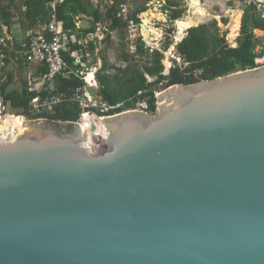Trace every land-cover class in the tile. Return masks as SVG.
Listing matches in <instances>:
<instances>
[{"label":"water","instance_id":"water-1","mask_svg":"<svg viewBox=\"0 0 264 264\" xmlns=\"http://www.w3.org/2000/svg\"><path fill=\"white\" fill-rule=\"evenodd\" d=\"M158 105L0 135V264H264V66Z\"/></svg>","mask_w":264,"mask_h":264},{"label":"trees","instance_id":"trees-1","mask_svg":"<svg viewBox=\"0 0 264 264\" xmlns=\"http://www.w3.org/2000/svg\"><path fill=\"white\" fill-rule=\"evenodd\" d=\"M76 0H65L58 8V18L63 27L69 33L77 31L71 15L76 9L73 3ZM153 0H144V4L136 6L132 11V17L140 22L138 15L148 9L147 3ZM162 9L167 13L171 21L179 20L185 13V8L179 0H164ZM242 3L245 0H240ZM119 0H113V5L107 13L111 23L109 30L116 31L119 44L122 48L120 53L121 60L125 63L124 67H118L103 59L101 67L95 73L99 92L103 100L111 106H116L110 114L121 113L126 110L136 109L139 103H145L144 108L150 114L156 111L157 98L156 92L161 91L173 84H191L202 80H209L224 76L240 70L256 68L260 66L256 59L264 54V38L255 37L253 29L258 28L264 31V19H260L254 12L252 6L243 5V16L241 20L240 34L236 39V46L229 45L226 39V32L220 34L218 21L214 18L210 22H204L196 26L190 22L187 25L186 36L177 44L180 51L181 62H174L170 67V73L164 75L165 57L163 52H149L146 43L139 36L135 42V52L130 53L126 40L125 23L115 16ZM7 7L2 9L5 23L8 20ZM149 13H145L143 22L148 21ZM25 17L33 26L37 23L48 22V12L42 0H29L26 2ZM95 17V24L98 21ZM226 24L228 19L221 18ZM191 26V27H190ZM95 25L86 31L94 32ZM105 39L112 42L110 33L107 32ZM169 43L172 40L169 38ZM257 45L262 46L261 52H256ZM94 48V43L91 44ZM75 44L72 49H77ZM168 47V46H167ZM165 47V49L167 48ZM67 63L72 66V58L68 53L65 54ZM163 62V64H162ZM41 71L47 72L46 66L41 67ZM8 83L1 86L0 91L5 98H10L16 105H23L28 108L29 102L35 96L42 99L53 94H60L63 99L54 104L52 110L45 113L51 122L67 121L76 122L80 119L81 108L75 99L76 94L83 87L84 81L75 75L70 78L55 76L47 82L45 89L41 91L30 90L27 79L21 80V86L11 94L5 95L4 91ZM86 115V114H85ZM72 126H69V129Z\"/></svg>","mask_w":264,"mask_h":264},{"label":"built area","instance_id":"built-area-1","mask_svg":"<svg viewBox=\"0 0 264 264\" xmlns=\"http://www.w3.org/2000/svg\"><path fill=\"white\" fill-rule=\"evenodd\" d=\"M28 0H13L15 3L25 4ZM45 8L48 12V22L45 23L43 33L28 35L21 41L20 47L17 48L7 33V24L0 20V87L4 78L1 77L4 68L7 66L8 58L14 55L15 58H24L28 62L41 63L47 68V72L42 75L45 80L50 81L55 76L70 78L72 75L80 77L84 81V85L76 94L75 99L81 108V116L77 123H81L85 114L92 117L101 118L113 116L110 114L116 106H111L102 96L95 98L86 90V85L95 86L99 89V85L95 76L96 68L88 69L83 60L84 53L81 49L72 50L71 36L63 27L61 20L58 18V8L65 0H43ZM245 5L252 6L255 14L264 19V0H245ZM115 16L125 23L126 40L128 42V50L130 53L135 52V42L142 33V24L135 21L132 17L130 0H119ZM1 19V17H0ZM255 37L264 38V31L258 28L253 29ZM142 37V36H141ZM143 40V38H142ZM145 42V41H144ZM262 46L257 45L256 52H261ZM68 53L72 58L73 65L67 63L65 54ZM261 57L256 59V63L260 65ZM89 75L92 78L89 79ZM30 90L33 88L29 87ZM63 99L60 94H53L45 99L35 96L29 102L25 112L18 113L10 111L6 103V98L0 91V135L8 132L29 127V120H44L48 118L45 113L52 110L54 104L59 103ZM146 104H138L137 108L144 109ZM49 121V120H48Z\"/></svg>","mask_w":264,"mask_h":264},{"label":"crops","instance_id":"crops-1","mask_svg":"<svg viewBox=\"0 0 264 264\" xmlns=\"http://www.w3.org/2000/svg\"><path fill=\"white\" fill-rule=\"evenodd\" d=\"M160 1L163 6L165 4V1L164 0H160ZM201 1L202 0H199L200 5H201ZM206 1H208L209 3L210 2L217 3L216 6L219 8L217 9L215 8V10L212 9V11L215 15L220 16L218 20L216 18L215 19L219 21L220 24H223V26H225V24L221 21V18L226 17L228 19L226 26H229L230 28V25L232 24L233 15L240 13V26H239V32H240L241 20L243 16V9H242L243 5L240 0H206ZM112 5H113V0H76L73 3V6L76 10L72 12L71 15L73 17V22L77 31H73L72 33H69L72 39L71 47L75 44L79 45L77 49H72V50L81 49L82 52L84 53L83 60L85 61L87 68L91 69L95 67L96 72L101 67L103 59L108 56L107 51H109L111 45L113 44L117 45L116 42H119L116 31L109 30L111 20L107 16V13L112 7ZM5 7L8 8L7 14H8V20L10 22V24L7 25L8 27L7 33L10 35L12 41L14 42L17 48L20 47L21 41L24 40L28 35L44 32L45 23L44 24L37 23L32 26L25 17L26 3L19 4L13 2V0H0V17H1L0 20L4 23H5V19L3 16L2 9H4ZM201 8L202 7L199 6L198 9L195 8V11L201 10ZM224 10L228 11V14H224L223 13ZM144 14L145 13L142 12L138 15V17L141 18V15ZM95 17H98L99 19L98 21L95 22V24H93L95 21ZM189 18L199 19L200 17L199 16L195 17L194 15L193 17H189ZM141 20L143 21L142 18ZM144 23L147 26H150L148 21ZM187 23L185 25L186 27H187ZM93 25H95L94 32H89L86 34V31L90 29ZM196 25H198V23L192 26H196ZM142 28H143V24H142ZM187 29L188 28L184 30L183 33L184 36H186ZM107 32L110 33L112 42L111 41L108 42L105 39ZM93 43H94V48L91 46V44ZM42 66L43 64L41 63H37V62L30 63L22 57L15 58L14 55H11L9 56L7 66L4 68L3 74L1 75V77L4 78V81H2L3 82L2 85L5 83L10 84L12 82H17L21 86V80L25 78L29 82V87L33 88L32 90L41 91L46 88L47 86L46 83L49 82L42 77L43 75V72L41 71Z\"/></svg>","mask_w":264,"mask_h":264},{"label":"rangeland","instance_id":"rangeland-1","mask_svg":"<svg viewBox=\"0 0 264 264\" xmlns=\"http://www.w3.org/2000/svg\"><path fill=\"white\" fill-rule=\"evenodd\" d=\"M182 3V7H184L185 13L182 16L181 19H186L188 17L187 20V25L190 22L193 23H200L201 22H210L212 19L216 18L218 20V18H220V16H217L213 13L212 9L215 10V8H219L217 7V3L216 2H208L206 0H202L201 1V5L199 0L196 1V4L193 5L192 4V0H180ZM190 3V5H189ZM208 3V4H207ZM242 3V2H241ZM144 4V0H130V6H131V10L133 11V9L138 6ZM242 5H244L242 3ZM148 9L146 10V12L144 13H149L150 15H148L149 18V25L151 28H154L156 30L157 33H153L151 32L152 30L148 29V37L146 38L143 35V28H142V33L141 36L143 38V40L145 41L147 48L149 47L152 50H149V52H153L154 49H157L156 51H159L160 53L163 52L165 59L169 58V62L166 64H162L164 65V70L166 68H170L174 62L180 63L181 62V56L174 54V50L173 47L175 46V44L177 43L176 40V30H177V21H171L168 19L167 13H165L162 9V3L160 0H153L151 2L147 3ZM194 8L191 9L190 8ZM202 7L201 10H197L195 11V8L198 9V7ZM224 14H228V11H223ZM195 15V17L199 16V19H192L189 17H193ZM141 18L144 19V16L141 15ZM140 18V20H141ZM142 24L144 23L142 20L140 21ZM153 26V27H152ZM218 26H222L223 29V33L226 32V39L229 42V45L231 46H236V39L240 32H239V26H240V13H237L236 15H233L232 18V24L229 26H223V24H220L218 21ZM187 28V27H186ZM185 28V29H186ZM236 36V37H235ZM169 38L172 40V42L169 43ZM234 41V43H233ZM117 45H111V48L109 49V51H107L108 56L106 57L108 59V61L118 67H124L125 63L121 60L120 57V53L122 51V48L119 44V42H116ZM168 46V47H167ZM165 47H167L165 49ZM172 49V51L170 52V50ZM170 52V54H167L166 52ZM168 56V57H167ZM261 60L262 62L260 63V66H264V54L261 56ZM160 93V91L156 92L155 96L157 98L158 94ZM158 101V100H157ZM143 104L144 103H140ZM158 105V102L156 103ZM156 105V106H157ZM136 109H140V108H136ZM144 110L145 109H141ZM86 117L85 115L83 116V118Z\"/></svg>","mask_w":264,"mask_h":264},{"label":"bare ground","instance_id":"bare-ground-1","mask_svg":"<svg viewBox=\"0 0 264 264\" xmlns=\"http://www.w3.org/2000/svg\"><path fill=\"white\" fill-rule=\"evenodd\" d=\"M196 1L197 0H192V4L193 5H195L196 4ZM187 20H188V18H186V19H179L178 21H177V30H176V40L177 41H179V40H181L182 39V37H183V33H184V30H185V28H186V22H187ZM153 27V26H152ZM148 29H150V30H152L151 32H154V33H157L156 32V30L154 29V28H151L150 26H147L145 23H143V35L147 38L148 37V35H147V33L149 32L148 31ZM233 43H234V41H233ZM150 50H152V49H150ZM172 51V49L170 50V52ZM170 52L168 51V52H166L167 54H170ZM168 57V56H167ZM169 58H166L164 61H165V63L167 64L168 62H169V60H168ZM92 78V75H89V79H91ZM159 95H160V93L158 94V104H159ZM159 106V105H158ZM86 117H84L82 120H81V123L80 124H82V123H84V122H86L87 120H89V119H95V120H98V119H100V118H94V117H92L91 115H85Z\"/></svg>","mask_w":264,"mask_h":264}]
</instances>
